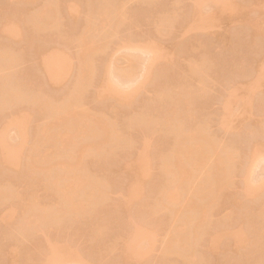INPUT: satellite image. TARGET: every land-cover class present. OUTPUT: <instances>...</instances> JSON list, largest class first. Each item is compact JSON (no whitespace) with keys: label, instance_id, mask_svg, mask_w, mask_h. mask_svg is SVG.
I'll return each instance as SVG.
<instances>
[{"label":"rangeland","instance_id":"1","mask_svg":"<svg viewBox=\"0 0 264 264\" xmlns=\"http://www.w3.org/2000/svg\"><path fill=\"white\" fill-rule=\"evenodd\" d=\"M117 1L120 0H115ZM194 1L196 2V0H124L123 19L120 23L115 24L113 28L114 24L105 22L108 26H112L113 30H110L106 25L104 28L101 22L99 24L94 22L98 21L97 18L95 19L96 15L93 20L91 18L93 15L90 16V13L95 9L93 14H96L99 6L112 0H0V28L9 22L16 28L18 26L20 32L19 36L16 35L18 32L14 33L13 36H18L16 39L5 33L8 38L0 32V52L7 51L6 53H10L9 55L16 61L15 64L9 65L10 69L6 66L7 71L0 74V89L3 90H0V93L2 92L0 101L6 104H0V144L13 145L11 143L13 142V147L16 148L15 145L25 142L19 145L24 148L20 149L19 155L20 153L21 155H17L19 157L14 160L12 166L0 164V192L9 193L8 197L5 192L7 198L1 199L0 202V264H42L41 261L44 260L41 259L44 257L45 259L47 257V264H54L55 261H51L57 259L56 255L52 254L51 257L50 254H55L53 249L56 247L59 249L61 244H64V248L67 245L68 248L65 249L76 253V256L73 254L75 256L73 257L70 252L65 254L64 250V255H67L68 259L72 256L73 260L67 261L65 257L66 262L59 259L55 264H191V262L193 264H264V215L260 213V209L264 206V187L259 190L257 188V192L252 193L257 196H253L252 199L250 198L252 196L244 195V181H246L244 178H249V174H251L249 181L252 185L255 183L254 188L260 183L264 184L262 182L264 180V63H259L260 60L263 61L262 58L264 59L262 4L264 0H232L235 1L232 4L227 0L226 6L223 5L226 2L224 0V3L220 4L223 5L222 7L218 4L220 11L216 2L215 4H212V1L211 4L207 2L213 5L208 8L213 12L211 9V14L208 10L206 12L210 16L217 13L215 17L219 18L218 21L216 19L217 25L210 27L209 31L203 27L195 28L194 24L192 26L191 13ZM233 4L236 6L238 4L237 8L232 7ZM229 6L234 9L230 10ZM69 7L73 10L71 13ZM213 7L219 13L216 10L214 13ZM227 8L230 11L226 10ZM205 10L203 14L206 13ZM220 13L223 14L222 19ZM206 14L202 15L203 20L207 19ZM39 15H43L44 20L49 24L43 25L44 27L34 25L36 20L34 18H40ZM189 20L192 27L188 28ZM250 22L257 25L254 24L255 30L252 27L251 31ZM92 23L101 26L100 31L97 32H101L102 35L95 32L94 28L97 27ZM257 29L261 33L253 35ZM104 32L106 33L103 35ZM124 41L127 42V47L122 45ZM146 43L151 45L148 51L145 50L148 45L144 47ZM80 47L83 52L80 51ZM41 53L48 58L64 55L61 59V68L52 82L47 80L40 65ZM80 54L83 58L86 57V60H91L93 67L84 81L81 79L82 82L78 77L81 76L80 73L86 75L87 72L79 64ZM86 54L91 59L88 55L85 56ZM148 54L151 56L150 62H148ZM259 64L261 72L257 70ZM1 65L4 63L0 62V67ZM195 65H199V69L198 67L194 69ZM6 67L4 69L2 67L0 71L2 69L5 71ZM146 67L148 70L151 69L149 75L146 74L148 73ZM115 68L121 71V74L124 71L126 74L118 77V70L116 71ZM81 69L83 71L79 73ZM108 71L117 74L114 76L110 73V76L114 77L111 79L112 77L107 75ZM107 76L110 82L112 80L116 85L117 92L130 93L128 102L119 101L117 92L108 93L102 90L101 84L107 82ZM9 81L11 87L8 85ZM11 81L14 83L13 88L16 87L14 90L19 94L10 92L13 89ZM5 88L6 90L8 88L7 91L10 93L3 97ZM232 90L235 93L231 92ZM98 91L102 92L101 94L99 92L100 97ZM6 95L9 96H7L9 104L6 103ZM228 95L231 97L234 95L233 99L226 98ZM224 99L231 102L228 108L231 114L226 126L222 127L221 104ZM67 101L73 104L72 107L70 103L67 105L75 110V114H86L87 118L91 115L101 122H108L111 125L108 127L113 128L116 135L121 136L120 142L123 140L120 145H116V148L113 146L115 149L106 146L107 150L103 148L102 141L100 142V139H106L107 136L101 133L100 138L95 136V139H99L97 142L101 143L99 148L84 154L81 167L84 171L80 173L88 176L90 182L95 184L97 180L96 184L104 182V185L101 184L106 186L100 198L95 197L97 202L90 205L92 209L86 211L85 215H76L77 213L68 209V206L65 207L68 210L63 206H61L63 209H60L58 196L47 187L48 178L60 173L59 169L52 168L53 164L58 161L59 163L64 160L69 161L70 153L76 152L72 151V147L69 148L68 141L62 139L63 135L59 136L57 139L61 137L60 141H62L55 140V142L59 144L66 142L67 145H60L58 148L59 146L54 143L55 147H52L54 150H50L52 155H48L50 151L45 148L47 150L45 156H50L51 159L55 157L56 159H53L57 162L47 157L45 158L49 162L42 161L43 156L41 157L40 152L43 153L44 148L38 150L40 157L36 155L38 154L36 150L33 152L37 145H42L41 130L45 125L53 121L56 127V122L66 120L56 118L55 121V116L50 113L59 105V108L66 105ZM227 103L229 104V101ZM73 109L70 110L74 111ZM50 117L53 120L50 121ZM83 117L79 116L80 120L75 118L74 122L78 120L80 122ZM23 118L26 127L21 131H25V134L23 132L21 134L18 129L21 125L18 128L14 125ZM67 120L71 123V120ZM61 122L58 124L63 125L64 122ZM67 125L68 123L63 126ZM94 125L91 124V128ZM96 125L99 128L101 124L96 123ZM178 126L184 131L181 133L182 141L186 140L185 143L182 142L184 143L182 147L188 144L187 136L192 132L196 133L201 127L203 134L200 135L201 129L198 130L199 134H196L212 141L210 143L217 150L211 149V151L229 148L234 159L230 163L229 179L226 184L214 190V199L209 198L206 191L200 194L199 198L195 195L196 188L202 182L205 183L208 177L206 172L208 173L209 167L215 162L214 158L211 160L212 163L210 161L212 165L209 162L205 164L209 169L205 168V165L194 169L190 181L178 185L180 199L177 200L172 212L163 208L156 209L154 206L159 191L168 180L162 165L168 159L165 157L172 151ZM60 128L56 130L60 131ZM195 133L192 134L197 136ZM75 138L83 141L78 136ZM91 138L87 139V143ZM69 139L67 137V140ZM83 139L86 141V137ZM81 141L78 143H82ZM95 142L94 144H97ZM256 142L257 145L260 144L259 147L262 146L259 150L262 155L260 154L259 157L263 158H259L260 160L257 158L249 164L248 155L251 156ZM78 143L76 144L79 145ZM146 144L147 150L144 146ZM61 146L67 151L64 147L61 149ZM36 156L44 165V169L41 170L38 165L39 171L29 165L31 161L34 165L42 163ZM139 157L144 158L145 164H142V170L137 173L138 180L132 177L133 181L130 175L129 177L123 173L121 166H124L123 163H127L129 159H139ZM185 163L183 160L184 165ZM204 169L208 171L205 172ZM221 175L219 174V177ZM86 185L80 187L84 195L87 194L86 188L89 191V185ZM131 187L135 194L125 202L126 205H123V198L127 194V189H132ZM80 188L75 195L76 199L80 198H77L81 195ZM84 195L83 198H86ZM191 205L199 208L207 207L208 215L203 227L198 231L199 234L197 233L196 241L190 246L192 254H183L182 250L181 254L177 248L173 249L171 238L174 241L175 236L181 235L174 229L178 223L180 224L179 218L186 215L185 208ZM172 213L177 217L173 215L172 217ZM25 218L33 222L30 227L36 222L40 223L41 227L29 228L27 225L29 220L24 223ZM22 226L25 230L21 228ZM136 230H142L136 237V241H139V255H134L137 258L132 256L133 258H129L125 263L122 259V248L125 243L130 242V236L134 237ZM173 230L179 234L174 235ZM225 231L239 233L240 236L246 237L247 242L246 240L243 243L233 242V236L228 235V238L223 235ZM215 233L221 235L220 242L217 249L211 252L209 248L207 250L208 239ZM172 234L174 237H171ZM50 243L59 246L55 245L52 249L47 247V244L52 246ZM168 245L173 246L172 250L167 249ZM185 254L190 257L195 255L196 261H191L193 258L186 257Z\"/></svg>","mask_w":264,"mask_h":264},{"label":"bare ground","instance_id":"2","mask_svg":"<svg viewBox=\"0 0 264 264\" xmlns=\"http://www.w3.org/2000/svg\"><path fill=\"white\" fill-rule=\"evenodd\" d=\"M123 1L124 0H120L119 2L117 1V2H115V0H114V2H113V0H112V2H110V3H112V4H110V3H108V2H105L103 5H101V6H99V8H97L98 10L96 11L97 13L96 14H93L94 13V10L95 9H93V11H92V13H90V11H89V13H90V16H91V14L93 15V16H91V18H93L94 17V15H96V17H95V19L97 18V20L98 21H94V22H98V24L100 23V24H102V25H104L103 27L105 28L106 26H108L107 25V23L108 24H110V25H113V28L116 26V25H118V22L120 23V21H121V19H123V13H122V6H123ZM213 3H212V2ZM224 0H196V2L194 1V3H193V8H192V17H191V19H193V21H192V26H193V24H194V26L193 27H195V28H201L202 29V27H203V29H208V31L210 30L209 28L210 27H212V26H214L215 27V25H217L216 23V17H217V13L216 12H218L214 7V13H216V14H213V15H211L212 16V18H211V16H210V14H211V12H210V9H208L209 7H211V6H213V5H209V4H215V2H216V4H217V7H218V4L220 5V4H222L221 2H223ZM226 2L223 4L224 6H226L225 4H227V0H225ZM230 2H228V3H230V4H232V3H235V1H233L232 2V0H229ZM263 1V0H262ZM207 2H209V4H207ZM211 2V3H210ZM196 3V5H194ZM230 4H228V5H230ZM262 4H263V6H264V1L262 2ZM223 5H220L221 7L223 6ZM195 6V7H194ZM197 6V7H196ZM215 6V5H214ZM231 6V5H230ZM229 6V7H230ZM234 6V8L236 7L237 8V6H238V4H237V6H236V4L234 5H232V7ZM228 7V8H229ZM232 7H230V10L231 9H234V8H232ZM226 9V10H229V9ZM92 9V8H91ZM206 9V10H205ZM222 9H224V7L222 8ZM221 9V10H222ZM50 10V9H49ZM204 10H205V12L208 10V12L210 13V14H208V12H206L205 14L206 15H208V16H210L209 18H208V16H207V19H205V20H203L202 18V15H205V14H203L204 13ZM212 10V9H211ZM215 10H216V12H215ZM218 10L220 11V7H218ZM226 10H224V11H226ZM229 10V11H230ZM69 11H70V13L73 11L72 10V8L71 7H69ZM224 11H222L223 13H225ZM212 12H213V10H212ZM219 13V12H218ZM232 14V13H231ZM215 15H216V17H215ZM223 14L222 13H220V18L222 19V16ZM40 16V15H39ZM43 16V15H42ZM42 16H40V18L42 17ZM214 16V17H213ZM34 18V20H35V22H34V25H39V27H40V25L42 26V27H44V26H46L47 24H49V22H47V21H45L44 20V16H43V18ZM204 18H206V17H204ZM219 19V18H218ZM218 19H217V21H218ZM93 20H94V18H93ZM92 20V21H93ZM89 21V20H88ZM190 21V23H189V25H188V28H189V26H191V20H189ZM203 21H208V23L206 22H203ZM105 22H107V23H105ZM215 22V23H214ZM32 23H33V21H32ZM36 23V24H35ZM55 23L56 22H54V25H55ZM96 23H94L95 24V26H96ZM251 24H250V29L252 28V27H254V24L252 23V22H250ZM93 24V23H92ZM93 24V25H94ZM116 24V25H115ZM163 24H166V22H163ZM204 24V25H203ZM207 24V25H206ZM44 25V26H43ZM53 25V26H54ZM106 25V26H105ZM203 25V26H202ZM191 26V27H192ZM255 26H257L256 24H255ZM97 28H94V30H96L95 32L96 33H98L100 30L99 29H101V26L100 27H98V26H96ZM110 26H108V28L107 29H110V30H113V29H111V27L109 28ZM17 28H18V26H17ZM15 26H13L12 25V23H9V22H6L1 28H0V32H2V33H6V34H10V35H8V36H13L14 35V33L16 34L18 31H19V29H17ZM213 28V27H212ZM15 29H17V30H15ZM97 30H99L98 32H97ZM102 30H103V28H102ZM253 29H251V31H252ZM254 30H255V27H254ZM258 30V29H257ZM255 31L254 33H253V35H256L255 33H257L258 35L261 33H259V30H262V28L260 29L259 28V30L258 31ZM108 31V30H107ZM263 32V31H262ZM101 33V32H100ZM100 33H98L99 35H102V34H100ZM106 32H104L103 33V35L105 34ZM3 34V35H4ZM5 34V35H6ZM19 34H20V32H18L16 35H18L19 36ZM16 35L15 36H13L15 39L18 37H16ZM257 35V36H258ZM7 36V35H6ZM7 36V37H8ZM90 36H91V34H90ZM89 35H88V37H90ZM13 37H10L11 39H13ZM92 37V36H91ZM106 37V36H105ZM105 37H104V39H105ZM9 38V37H8ZM101 38H102V40H103V37L101 36ZM127 42L126 41H124V43L122 44L123 46H126L127 44H126ZM149 44H150V42H148ZM148 43H146L145 44V48H146V46H147V48L145 49L144 47H143V49H145V50H149L150 48H151V45L149 46V44ZM127 47V46H126ZM142 48V47H141ZM80 49H81V47H80ZM79 49V50H80ZM99 49V48H98ZM102 49V48H101ZM143 49H141L142 50V52H145ZM103 50V49H102ZM140 50V49H139ZM81 52H83V50L81 49L80 50ZM97 51V50H96ZM7 52V51H6ZM6 52H3V53H1L0 54V58H2V60L0 61L2 64L4 63V65H1V67H0V70H1V68L3 67V69L7 66V67H9L8 69H10V64H15L16 63V61H14L13 60V58H12V56H10L8 53H6ZM151 52V51H150ZM148 53V52H147ZM42 54V53H41ZM152 54V53H151ZM44 53L42 54V55H40L41 57H42V61H41V67H42V69H43V71H44V73H45V75L47 76V80H49L50 82H52V81H54L56 78H55V76H56V73L58 72V70L61 68V65H62V58H64V55L62 56V55H57V56H54V57H49L48 58V56L47 55H44ZM81 56H79L80 57V62L81 63H79L80 65H81V67H82V69L84 70L85 69V71L87 72V74L86 75H84V74H82V73H80L81 71H83L82 69L79 71V73H80V75L81 76H79L78 78H80L79 80L82 82V80L85 78V77H87L89 74H90V72L93 70L92 68V62H90L89 60H86V57L85 58H83V55L82 54H80ZM88 54H86L85 56H87ZM149 56V54L147 55V57ZM264 56V55H263ZM262 56V57H263ZM40 57V58H41ZM47 57V58H46ZM78 57V58H79ZM88 57H89V55H88ZM87 57V59H89ZM154 57V56H153ZM149 58V60H148V62H150V58H151V56H149L148 57ZM147 58V59H148ZM91 59V58H90ZM133 59V58H132ZM154 60H155V58H153ZM262 60L263 61H259V63L261 64V62L262 63H264V59L262 58ZM2 61H4V62H2ZM15 62V63H14ZM131 62H133V60H131ZM146 62H147V60H146ZM203 63V62H202ZM204 64V63H203ZM258 64V63H257ZM256 64V65H257ZM259 64V68H257V70H259V72H261V65ZM79 65V66H80ZM255 65V66H256ZM201 66V65H200ZM7 67H6V70L5 71H3V69H2V71H0V74L2 73V72H6L7 71ZM12 67V66H11ZM80 67V68H81ZM131 67V66H130ZM198 67V69H199V65H195V66H193V68L194 69H196ZM256 67H258V65L256 66ZM256 67H254V69H256ZM145 69H147L148 70V67H146ZM197 69V70H198ZM111 70V69H110ZM112 70H114V69H112ZM115 70L117 71L118 69L117 68H115ZM256 70V71H257ZM115 71V72H116ZM151 69H149L147 72L148 73H146V74H150L151 72ZM202 71V70H201ZM201 71H199L200 73H201ZM85 72V73H86ZM118 72V74L121 72V71H117ZM150 72V73H149ZM109 73V74H108ZM108 73H107V75H109V77L111 78L112 76H110L111 74L110 73H112V75H116L117 73H115V74H113V72H111V71H108ZM117 74V76L118 77H121V75L123 74V75H125L126 73H125V71H124V73L122 72V74L120 73L119 75ZM202 74V73H201ZM45 76V77H46ZM116 76V77H117ZM147 76V75H146ZM5 77H8V76H5ZM108 76L106 77V80H107V82H103L104 84H101L102 85V90H106L108 93H110V92H112V93H116L117 92V87H116V85L113 83V81L111 80V82H110V78H109ZM117 77V78H118ZM147 77H149V76H147ZM107 78H109V79H107ZM114 77H112L111 79H113ZM6 79H8V78H6ZM5 79V80H6ZM12 79V78H11ZM10 79V80H11ZM82 79V80H81ZM145 79H147L146 77H145ZM200 80H202V79H200ZM84 81V80H83ZM105 81V80H104ZM114 82L115 83H117V85H118V82L117 81H115L114 80ZM3 83H5V85L4 86H6L7 84H6V81H4ZM11 83H13L12 81H11ZM201 83H202V81H201ZM8 85H10V81H9V84ZM204 85V84H203ZM13 86H14V83H13V85H12V88H13ZM2 87H3V85H2ZM1 87V88H2ZM10 87H11V85H10ZM231 87V86H230ZM232 87H234V86H232ZM231 87V88H232ZM11 88V89H12ZM16 88V87H15ZM15 88H13L10 92H14L15 94H19V92H17V91H15L14 89ZM231 88H229V89H231ZM0 90H2V89H0ZM7 90H8V88H7ZM6 90V88H5V90H4V94H3V97L5 96V94H8L9 95V91H7ZM9 90H10V88H9ZM3 91V90H2ZM6 92V93H5ZM8 92V93H7ZM99 92L100 91H98L97 92V94H99ZM231 92H234L235 93V91L234 90H232ZM2 93V92H1ZM1 93H0V96H2L1 95ZM13 93V95H14V97L16 98V96H15V94ZM102 92H100V94H101ZM228 93V92H227ZM100 94H99V97H100ZM229 94V93H228ZM8 95H6V99H7V101H6V103L7 104H9L8 102H10V101H8ZM11 95V97L12 98H14L13 97V95L12 94H10ZM117 95H118V98H119V101H121L122 103L123 102H126L128 99H130V98H128L129 96H130V93H122V92H117ZM132 95V94H131ZM8 96V97H7ZM19 96V95H18ZM227 96V95H226ZM231 97V95H228V97H226V98H228V99H233V96ZM101 97H102V95H101ZM105 97V96H104ZM18 98V97H17ZM235 98V97H234ZM10 99V98H9ZM228 99H224L225 101L224 102H222V110H221V112L223 113H221V115H222V118H221V120H220V122H222V127H224V126H226V124H227V121H228V118H229V114H231V113H229L230 112V110H228V108H229V105L231 104V102H230V100H228ZM0 100H1V98H0ZM11 100V99H10ZM3 101V100H2ZM129 101V100H128ZM127 101V102H128ZM229 101V104L227 103ZM232 101V100H231ZM1 102V101H0ZM4 102V101H3ZM66 103V102H65ZM70 102H68L67 101V103H66V105H63V106H61V108H59L60 107V105L58 106V107H56V109H54V110H51V113H50V115H52V116H55L54 118V120L56 121V118H58L57 120H59V119H69V120H71L72 118V120H73V122H72V120H71V123H69L68 122V120L66 121V120H59V122H61V123H63V125H66L67 123H68V125L67 126H63V125H59L58 123L59 122H56V127H55V122H53L52 121V123H51V125H50V123L48 124V125H50V126H44L43 128H42V130H41V135H42V140H41V146H39V145H37L36 146V148L34 149V151L33 152H35V150H36V152H38V154L36 153V155L38 156L40 153L42 154L41 155V157L43 158L42 159V161L43 160H46V158L45 157H47V156H45L46 155V151L48 150V152L50 151V150H52L53 148L52 147H55L54 145L56 144V146L58 147V148H60V145H69V148L70 147H72L71 149H72V151H76V152H73V153H70V158L71 159H69V161H66V160H64V162L62 161V163H59V161H58V163H56V164H53V166H52V168L53 167H55L56 169H59L58 171L60 172V173H58V174H54V175H51L50 176V178H48V182H47V187L49 188V189H51V190H53V192L58 196V202H59V207H60V209H63L61 206H63L64 208L65 207H67L68 206V209L70 208L71 209V211H73V212H75V213H77L76 215H79V214H81V215H85V212L87 211L88 212V210H90V209H92V207H90V205H92V204H94V203H96L97 202V200H96V198L95 197H98V198H100V196L103 194V188L104 187H106V186H102V184L104 185V182L101 184H96V181L97 180H95V184L94 183H92V182H90V179L88 178V176H84V174H82V173H80V171H84L83 170V168H81L82 167V159L84 158V154H86V153H90L91 151L93 152L95 149L97 150V148H99V146L101 145V141H102V146H103V148H107L108 146H110V147H108V148H112V149H115L116 148V145L118 144V145H120L121 144V142L123 141V140H121V142H120V138H121V136L120 135H118L119 136V138L117 137V135H116V133L113 131L114 129L113 128H109L108 127V125L109 126H111L110 124H108V122H101V120H99L98 118V120L96 119V118H94V116H93V118L91 117V115H89V117L87 118L86 117V114H84L85 115V117H83L84 115L82 114H80V112H77L78 114H80V115H77V114H75V110L73 109V108H71L72 107V103H70ZM225 103V104H224ZM0 104H3L2 102L0 103ZM70 105V106H68V105ZM3 105H6L5 104V102H4V104ZM224 105V106H223ZM64 106H67V107H69V108H67V107H64ZM63 107V108H62ZM224 107V108H223ZM70 109H73L74 111H71ZM55 111V112H54ZM229 111V112H228ZM87 115V116H88ZM57 116V117H56ZM79 116L81 117H83V118H81V121L79 122ZM79 119L78 120V122L76 121V122H74L76 119ZM51 119L53 120V118L52 117H50V121H51ZM23 120H24V118L22 119V120H20V122H22V124H20V122L18 121V123L16 122L14 125L16 126V128H18V127H20V125H21V128H18L19 130H20V133L21 134H23L24 132H23V130L21 131V129H24L23 127H26V126H24V123H23ZM26 121V120H25ZM27 122V121H26ZM81 122H84V123H81ZM96 123L97 124H101L100 126H99V128H97L98 127V125H96ZM18 124V125H17ZM52 124H54V125H52ZM91 124H92V126H93V124H95L94 125V129L93 128H91ZM221 124V123H220ZM57 125L59 126L58 128H57ZM60 127H62V128H60ZM179 127V126H178ZM177 127V132H176V137L174 138V142H175V144H174V142H173V145L174 146H172L173 148L171 149L172 151H170V154H168L167 155V157H165L167 160H166V162H165V164H163L162 165V167H163V170H164V172H166L165 174L168 176V180H167V182H166V184L161 188L162 190H160L159 191V196H157L158 198L156 199V203H155V206H154V208H156V209H160V208H163V209H168L169 211H172V212H174L173 211V207L176 205V202H177V200H179L180 199V195H179V193H178V185L181 183V182H188V181H190V175H191V173L194 171V169H196L197 167H200L201 168V166L200 165H205L206 163H208L209 162V164H210V161L212 160V158H214V160L213 161H215L214 163H213V165L212 164H210V165H212L211 167H207L206 165V167L205 168H207V169H209V171L207 170V169H204L205 170V172H206V170L208 171V173L206 172V176H207V174H208V177H207V179H206V181H205V183L204 182H202V184H200L197 188H196V192H195V195L197 196V198H199L201 195L200 194H202L203 192H207V195L209 196V198H211V199H214V197H215V195L213 194L214 193V190L215 189H217V188H219V187H221L223 184H226L227 183V179H229V176H230V174H231V168H230V166H231V162H233L232 160L234 159V158H232V154L233 153H231L232 151H230L229 150V148L227 149V148H224V149H222V151H221V149L220 150H218V151H216L217 149L216 148H213V147H215L213 144H211L210 142H212L211 140L209 141V139L207 140L206 138H204V136H201L200 137V135L201 134H203L202 132V129H201V127H200V129H201V132L200 131H198V130H200V129H198L197 131H196V133L197 134H199L198 132H200V135H197L195 132H192V133H195L197 136H195L194 134H189V136H191V137H189V136H187V137H185V139L187 138V140H188V144H185V146H181L182 144H184L185 142H186V140L184 141V139H183V141H184V143H182L183 141H182V134L181 133H184V131H182L181 129L182 128H178ZM59 128L61 129L60 131H58L59 130ZM56 129H58V130H56ZM97 129V130H96ZM108 129H110V131H107ZM112 129V130H111ZM179 129V130H178ZM25 130V129H24ZM63 130V131H62ZM179 131H181V132H179ZM19 132V131H18ZM23 132V133H22ZM26 133V132H25ZM24 133V134H25ZM102 133V135L103 134H105V137L107 136V138L105 139V138H103V139H105V140H103V139H100V145H99V143L97 142V141H99V139L97 140V138L99 137H101V134ZM63 135V136H62ZM98 135H100V136H98ZM115 135V136H114ZM188 135V134H187ZM23 136V135H22ZM21 136V137H22ZM59 136H62V139H66V141H68L67 142V144H65V143H58V142H61L60 141V139H61V137H60V139L58 140L57 138H59ZM65 136V137H64ZM68 138H70L69 140H67V137ZM73 136H75V137H80V139L82 138V140L84 141L85 139H83V138H85L86 137V141H81V140H79V138H77V140L78 141H81L82 143H78V141L77 140H75L76 138L74 137L73 138ZM95 136H97V138L95 139ZM114 136V137H113ZM177 136H178V138H177ZM180 136H181V138H180ZM195 136V137H194ZM91 137H94V138H91ZM118 139H117V138ZM198 137H200V138H198ZM88 138H91L93 141H91V139H90V141H88V143H87V139ZM176 139V140H175ZM181 141H180V140ZM198 139V140H197ZM201 139V140H200ZM206 140V142H204L205 140ZM55 140H58V142L56 141L55 142ZM200 140V141H199ZM203 140V141H202ZM39 141V140H38ZM37 141V142H38ZM69 141H70V144H69ZM96 141V142H95ZM78 143L79 145H77L76 143ZM91 142V143H90ZM94 142L95 143H97V144H94ZM13 145H14V143L13 142H11ZM24 144H25V142H23ZM22 143V144H23ZM55 143V144H54ZM57 143L59 144V145H57ZM16 144V143H15ZM20 144H21V142H20ZM20 144H18L17 146L15 145V147L16 148H14L13 147V145H11V144H6V143H4V144H0V164H2V165H4V166H8V167H10V166H12L14 163H15V161L14 160H16V158H18L20 155H21V153H20V155H19V151L21 152V150L20 149H22L23 150V148H21L19 145ZM21 144V145H22ZM37 144V143H36ZM35 144V145H36ZM47 144V145H46ZM10 145V146H9ZM35 145L33 146V147H35ZM45 145H46V147H45ZM117 145V146H118ZM257 142L255 143V147L252 145V147H254V148H252V150H253V152H252V154H251V156H249L248 155V157H250L249 159H250V163L249 164H252L253 163V161H255V159H259V158H261V157H259L260 156V154L262 153L261 151H260V153H259V150H260V147H262V146H260L259 147V145H257ZM12 146V147H11ZM19 146V147H18ZM43 146V147H42ZM63 146V147H64ZM102 146H101V148H102ZM105 146V147H104ZM107 146V147H106ZM115 148H114V147ZM145 146V149H146V147H147V144L146 145H144ZM181 146V147H180ZM62 147V146H61ZM63 147L61 148V149H63ZM41 148H44V151H45V153H44V151H43V153L42 152H40L39 153V149H41ZM47 150H46V149ZM68 148V147H67ZM69 148H68V150H69ZM100 148V149H101ZM108 148H107V150H108ZM148 148V147H147ZM64 149L67 151V149L64 147ZM70 149V150H71ZM111 149V150H112ZM211 149H216V150H212L211 151ZM219 149V148H218ZM54 150V149H53ZM52 150V151H53ZM147 150V149H146ZM146 150H145V154H146ZM251 150V151H252ZM41 151V150H40ZM250 151V152H251ZM142 153H144V151L142 152ZM34 154V156L33 157H35V153H33ZM44 154V155H43ZM48 155H52L51 154V151L49 152V153H47ZM188 154H190V155H188ZM17 155H19V156H17ZM262 155V154H261ZM37 156H36V158H37ZM169 156V157H168ZM189 156H191V157H189ZM39 157H40V155H39ZM38 157V158H39ZM142 157H144V155L142 156ZM234 157V156H233ZM37 158V159H38ZM48 159L50 158V156L49 157H47ZM53 158H55V157H52V159ZM263 158V157H262ZM261 158V159H262ZM35 159V158H34ZM33 159V160H34ZM51 159V158H50ZM51 159V160H52ZM56 159V158H55ZM176 159V160H175ZM248 159V158H247ZM32 160V159H31ZM39 161H40V158L38 159ZM71 160V161H70ZM143 160H144V158H140L139 157V159H129L128 160V162L127 163H123L124 164V166H121L122 167V170H123V173H126V175L127 176H129L132 180L134 179V178H132V177H135V180H136V178H137V180H138V177H139V174H137L138 173V171L140 170H142V168H143V166H142V164L144 165L145 164V162L143 163ZM183 160H185V165L183 164ZM260 160V159H259ZM42 161H40V162H42ZM52 161H55V162H57V160H52ZM73 161V162H72ZM249 161V160H248ZM34 162L36 163V161L34 160ZM44 162V161H43ZM43 162L42 163H39V164H37L36 163V165H34V163L31 161L30 162V167L31 168H34V167H36L37 168V170H38V165L41 167V168H39V170H41L42 168H43ZM46 162H49V161H47L46 160ZM252 162V163H251ZM211 163H212V161H211ZM248 163V162H247ZM246 163V165H249V164H247ZM46 164V163H45ZM122 164V165H123ZM209 164H207V165H209ZM147 166V164L145 165V167ZM251 166V165H250ZM248 168H249V166H248ZM44 169V168H43ZM121 169V168H120ZM38 170V171H39ZM77 170H79V173H77ZM43 171V170H42ZM85 173V172H84ZM218 174V175H217ZM219 174H222L221 175V177H219ZM86 175H88L87 173H86ZM247 175H248V173H247ZM249 176V178L251 179V174H249L248 175ZM49 177V176H48ZM247 177V176H246ZM249 178L247 177V178H244L246 181H244V195H245V197L247 196V197H250V196H252V197H250L251 199L252 198H254V197H256L257 195L256 194H252L253 192L254 193H256L257 192V188H258V190H259V188H262V187H264L263 185L264 184H262V183H260L259 184V186H257L256 185V188H254L255 186H253V185H255V183L252 185L251 184V182L249 181ZM92 180V179H91ZM134 181V180H133ZM98 182V181H97ZM259 182H261L260 180H259ZM258 182V183H259ZM262 182H264V180L262 181ZM87 184V185H86ZM88 186L89 185V191L87 190V188H86V191H87V194L86 195H84V192H83V190L80 188L81 186ZM97 185V186H96ZM80 188V191L79 192H81L80 194L81 195H79V196H77V198L78 197H80V198H78V199H76V197H75V195L77 194V192H78V189ZM132 189H127L128 191H127V194L125 195V199L123 198V205L125 204V202L126 201H129L133 196H134V194H135V191L133 190V187H131ZM255 189V190H254ZM252 190H254V191H252ZM1 191V190H0ZM5 192L6 191H2V192H0V202L3 200V198L4 199H6L5 198V195L7 194H9L8 192H6V194H5ZM86 197V198H83V195ZM6 195V196H7ZM207 195H206V197H207ZM256 195V196H255ZM82 196V197H81ZM254 196V197H253ZM8 197H9V195H8ZM2 199V200H1ZM96 201V202H95ZM91 203V204H90ZM126 205V204H125ZM94 206V205H93ZM263 206V205H262ZM89 208V209H88ZM66 209V208H65ZM68 209H66V210H68ZM186 209V215L185 216H183V218H179L180 219V224L177 222L178 220H176V222L178 223V228L177 227H175V229L174 230H178V232H180V236H175V240L173 241V239L171 238V240H172V242H171V245H173L174 246V248L173 249H178V251H179V253H181V250L183 251V254L184 253H187V254H190L191 253V244H193L195 241H196V239H197V233H198V231H199V229L201 228V227H203L202 225H203V223L206 221V218H207V215H208V210H207V207H205V208H199V207H197V206H195V205H191L190 207H186L185 208ZM261 211H260V213H261V215L263 216L264 215V206L262 207V209H260ZM70 211V210H69ZM68 211V212H69ZM84 213V214H83ZM171 213V212H170ZM177 213V212H176ZM87 214V213H86ZM80 215V216H81ZM176 216V215H174L173 213L171 214V216ZM172 216V217H173ZM177 217V216H176ZM175 217V218H176ZM175 218H174V224H175ZM26 219V218H25ZM29 221V223H27V225H29V228H33L34 226H36V228L34 227L33 229H37L38 227H41L40 226V223L38 224L36 221V224L34 223V226L33 225H31V227H30V224H33V222H31L30 221V219L29 218H27ZM27 219L26 220H24V223H25V221H27ZM38 219V221H41V220H39V218H37ZM36 219V220H37ZM53 219V218H52ZM172 219V218H171ZM178 219V218H177ZM35 219L33 218V220L32 221H34ZM43 220V219H42ZM31 222V223H30ZM23 223V222H22ZM42 223V222H41ZM174 224H173V226H174ZM25 225V224H24ZM26 226V225H25ZM33 226V227H32ZM24 226H22L21 228L22 229H24L23 228ZM138 230L140 229V227H136ZM25 230V229H24ZM138 230H136L135 231V234H134V237H133V235H132V237L130 236V242L128 241L127 242V244L125 243L124 244V247L122 248L123 249V251H122V253H123V257H122V259L123 260H125V263L128 261V259L129 258H133L134 257V255H139V250H138V243H139V241L137 242L136 241V237L138 236V234L142 231V230H140V231H138ZM173 230V231H174ZM133 233H134V231H132ZM175 233H177V231H174V235H175ZM201 233V232H200ZM223 233H225V234H223ZM222 234L225 236V237H228L229 238V236L228 235H230L233 239H234V241L233 242H241V243H243L246 239V237L245 236H240V234L239 233H235V232H228V231H225V232H223ZM228 233H230V234H228ZM177 234H179V233H177ZM199 234V233H198ZM238 234H239V236H238ZM25 235V234H24ZM143 235V234H142ZM174 235L172 234L171 235V237L173 236L174 237ZM221 237V235H219V234H213V235H211V237L208 239L209 241H208V247H207V250H208V248H209V250L211 251V252H213L215 249H217V247H218V242H220V240H219V238ZM178 237V238H177ZM179 238H181V239H179ZM183 238V239H182ZM232 238H230V239H232ZM169 240L170 239H168V243H169ZM246 242H247V240H246ZM51 245H52V243H50ZM54 244V243H53ZM48 246L47 247H55V245L57 246L58 244H55V245H52V246H50L49 244H47ZM62 245V246H61ZM60 246L61 247H59V249H58V247H56V248H52L53 249V251H55L56 253L54 254V253H49L50 254V256L53 254L57 259H53L51 262H54L55 261V263L56 262H59V259H61L60 261H63V260H67V261H69V259H71L72 258V256L73 257H75L76 256V253H72V252H70V251H68L67 249H65V248H68V246L66 245L65 246V248H64V244H61ZM169 245H170V243H169ZM168 245V246H169ZM59 246V245H58ZM172 246V247H173ZM172 247L171 246H169L167 249H171L172 250ZM50 248V249H51ZM52 249H51V251H52ZM58 249V250H57ZM64 250H65V252H64ZM67 250V251H66ZM190 250V251H189ZM50 250H49V252H51ZM52 251V252H53ZM58 251V252H57ZM178 251L176 252V253H178ZM185 251V252H184ZM67 252L69 253H72V254H70V255H72V256H70L69 257V259H68V257H66L65 255H64V253L65 254H67ZM189 252V253H188ZM209 252V251H208ZM73 254H75V256L73 255ZM182 254V253H181ZM187 254H185V255H187ZM192 254V253H191ZM184 255V256H185ZM49 256V257H50ZM53 256V257H54ZM133 256V257H132ZM134 257V258H137V257ZM195 256V255H194ZM193 255H192V257H190L189 255H187L186 257H189V258H193L191 261H196V258L194 257ZM52 257V256H51ZM54 257V258H55ZM66 257V258H65ZM65 258V259H64ZM46 259H47V257H46ZM45 259V257H44V259H41V260H44V261H41L42 262V264H47L48 263V260H46ZM121 259V260H122ZM188 259V258H187ZM66 260L65 261H63V262H66ZM71 260H73V259H71ZM70 260V261H71ZM122 260V261H123ZM49 261H50V259H49ZM188 261H189V259H188ZM54 263V264H55ZM124 263V262H123ZM41 264V263H40ZM50 264H53V263H50ZM191 264H193L192 262H191ZM195 264V263H194Z\"/></svg>","mask_w":264,"mask_h":264}]
</instances>
